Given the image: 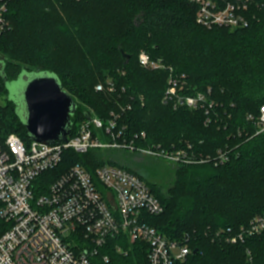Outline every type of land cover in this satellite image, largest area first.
Returning <instances> with one entry per match:
<instances>
[{
    "label": "trees",
    "instance_id": "trees-1",
    "mask_svg": "<svg viewBox=\"0 0 264 264\" xmlns=\"http://www.w3.org/2000/svg\"><path fill=\"white\" fill-rule=\"evenodd\" d=\"M5 2L10 28L0 35V89L7 101L0 104V136L16 134L30 141L7 83L23 72H50L78 105L70 134L88 116L107 121L114 112L126 136L146 132L145 141H136L139 145L169 149L191 144L197 156L214 158L227 149L230 159L224 164L168 167L160 176L174 178L168 187L149 180L130 162L107 155L110 150L68 151L63 166L51 175L78 162L92 173L106 163L126 167L149 184L164 206L147 222L191 248L177 264H264V232L236 244L228 240L264 215V133L257 134L247 120L264 105V0H252L249 25L233 29L199 24L191 0ZM142 50L184 74L186 93H208L214 103L209 113L165 104L168 72L141 67ZM100 84L103 90L97 91ZM149 249L146 242L118 236L92 260L148 264Z\"/></svg>",
    "mask_w": 264,
    "mask_h": 264
},
{
    "label": "built area",
    "instance_id": "built-area-1",
    "mask_svg": "<svg viewBox=\"0 0 264 264\" xmlns=\"http://www.w3.org/2000/svg\"><path fill=\"white\" fill-rule=\"evenodd\" d=\"M197 7V22L204 27H247L246 13L252 0H191ZM7 2L0 0V35L10 28L6 17ZM141 67L168 72V87L163 102L175 110L209 113L214 105L208 93H186V76L139 53ZM109 87L113 90V85ZM103 90V85L96 87ZM130 108V106H128ZM119 115L111 113L105 121L92 116L81 123L67 140L48 144L25 142L16 134L0 136V264H94L101 248L118 236L128 242L149 244L148 264H177L192 250L184 241L171 240L147 222L148 216L163 213L164 206L149 184L130 169L106 163L93 173L82 163L71 164L57 176L51 175L64 164L65 154L74 151L121 150L164 160L173 166L229 161V150L212 156H197L191 144L182 148L145 146L146 132L134 138L120 128ZM247 120L264 133V105ZM210 119H207V123ZM264 232V215L233 232L232 244ZM188 240V239H187ZM117 251L124 252L118 246ZM108 262V255L102 256Z\"/></svg>",
    "mask_w": 264,
    "mask_h": 264
},
{
    "label": "water",
    "instance_id": "water-1",
    "mask_svg": "<svg viewBox=\"0 0 264 264\" xmlns=\"http://www.w3.org/2000/svg\"><path fill=\"white\" fill-rule=\"evenodd\" d=\"M7 86L9 90L14 86L15 99L10 95L9 98L16 103L17 113L26 126L30 140L48 144L67 140L71 133V118L78 105L63 90L55 74L23 72L16 81L7 83Z\"/></svg>",
    "mask_w": 264,
    "mask_h": 264
},
{
    "label": "rangeland",
    "instance_id": "rangeland-1",
    "mask_svg": "<svg viewBox=\"0 0 264 264\" xmlns=\"http://www.w3.org/2000/svg\"><path fill=\"white\" fill-rule=\"evenodd\" d=\"M162 60V59H161ZM16 84H14L15 86ZM14 86L10 87V96L15 99ZM6 94L3 89H0V104L6 105ZM107 155L112 156L114 159H118L123 162H130L133 167L137 168L144 176L151 181H158V184L164 183L166 187L173 181V177L167 176L166 181L160 179V176L166 173L167 168L172 166L164 160H156L150 156H144L138 153L126 152L121 150H110L106 152ZM111 164V163H110ZM165 179V178H164Z\"/></svg>",
    "mask_w": 264,
    "mask_h": 264
}]
</instances>
